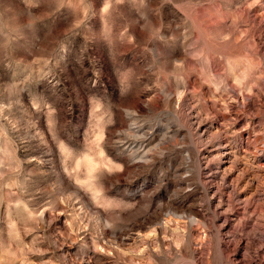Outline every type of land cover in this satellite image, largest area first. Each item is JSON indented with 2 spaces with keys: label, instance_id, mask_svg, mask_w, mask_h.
<instances>
[{
  "label": "rangeland",
  "instance_id": "1",
  "mask_svg": "<svg viewBox=\"0 0 264 264\" xmlns=\"http://www.w3.org/2000/svg\"><path fill=\"white\" fill-rule=\"evenodd\" d=\"M0 264H264V0H0Z\"/></svg>",
  "mask_w": 264,
  "mask_h": 264
}]
</instances>
